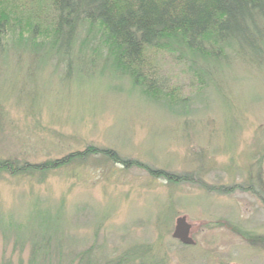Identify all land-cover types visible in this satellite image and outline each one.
I'll return each mask as SVG.
<instances>
[{"label":"rangeland","instance_id":"rangeland-1","mask_svg":"<svg viewBox=\"0 0 264 264\" xmlns=\"http://www.w3.org/2000/svg\"><path fill=\"white\" fill-rule=\"evenodd\" d=\"M150 56L165 90L192 99L187 121L130 95L126 83L94 78L84 63L74 62L62 80V63L7 40L0 160L35 165L96 146L152 170L245 191L171 185L103 159L33 176L0 173V264H85L80 255L90 250L91 264H107L138 246L163 264H264V70L235 64L226 84L213 79L202 90L206 83L185 63ZM42 215L50 226H41ZM180 217L193 246L172 239Z\"/></svg>","mask_w":264,"mask_h":264},{"label":"trees","instance_id":"trees-1","mask_svg":"<svg viewBox=\"0 0 264 264\" xmlns=\"http://www.w3.org/2000/svg\"><path fill=\"white\" fill-rule=\"evenodd\" d=\"M10 39L28 54L62 63V80L71 77L74 62L84 63L94 78L126 83L130 95L185 122L192 99L165 90L150 65V55L165 53L185 63L200 86L206 83L202 90L213 79L226 84V74L235 64L264 70V0H0V54ZM92 159L124 170H145L165 183L196 185L217 195L245 191L241 186L231 190L209 186L192 174L152 170L115 150L96 146L35 165L0 160V173L33 176L73 164L82 166ZM38 220L41 226H50L45 215ZM90 251L80 255L82 260L88 257L85 264H91ZM154 259L150 247L138 246L107 264H163L161 257Z\"/></svg>","mask_w":264,"mask_h":264},{"label":"water","instance_id":"water-1","mask_svg":"<svg viewBox=\"0 0 264 264\" xmlns=\"http://www.w3.org/2000/svg\"><path fill=\"white\" fill-rule=\"evenodd\" d=\"M189 231L190 225L187 224L184 217H180L176 220V226L172 235V239L178 241L182 245L193 246L194 241L190 238Z\"/></svg>","mask_w":264,"mask_h":264}]
</instances>
